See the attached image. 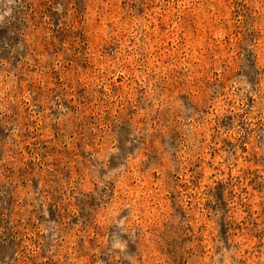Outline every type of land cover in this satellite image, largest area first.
Listing matches in <instances>:
<instances>
[{
  "label": "rangeland",
  "instance_id": "obj_1",
  "mask_svg": "<svg viewBox=\"0 0 264 264\" xmlns=\"http://www.w3.org/2000/svg\"><path fill=\"white\" fill-rule=\"evenodd\" d=\"M0 264H264V0H0Z\"/></svg>",
  "mask_w": 264,
  "mask_h": 264
}]
</instances>
